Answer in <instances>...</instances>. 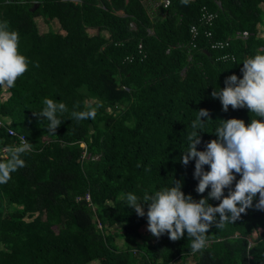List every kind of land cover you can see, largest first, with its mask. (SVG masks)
Returning a JSON list of instances; mask_svg holds the SVG:
<instances>
[{"label": "trees", "instance_id": "trees-1", "mask_svg": "<svg viewBox=\"0 0 264 264\" xmlns=\"http://www.w3.org/2000/svg\"><path fill=\"white\" fill-rule=\"evenodd\" d=\"M143 1L0 0V21L18 31L29 60L15 87L0 88V149L15 145L16 136L32 145L22 155L26 166L0 185V264H264V211L249 208L234 223L211 227L207 246L192 253L187 233L149 243L140 234L147 204L138 217L120 199L174 181L194 201L207 198L210 188L195 191V160L181 162L187 134L200 109L211 121L198 133V151L217 139L219 120L259 119L247 108L224 112L211 93L231 75L242 79L243 60L264 51V0H171L154 12ZM202 7L217 14L206 27L213 39L230 40L222 51L203 37ZM192 25L201 34L196 49L189 46ZM244 31L248 37L237 38ZM225 53L235 60L218 61ZM44 98L68 108L55 135L33 115ZM97 104L95 119L71 118ZM257 230L261 237L250 240Z\"/></svg>", "mask_w": 264, "mask_h": 264}, {"label": "clouds", "instance_id": "clouds-1", "mask_svg": "<svg viewBox=\"0 0 264 264\" xmlns=\"http://www.w3.org/2000/svg\"><path fill=\"white\" fill-rule=\"evenodd\" d=\"M180 2L186 6L189 0ZM19 47L18 31L11 29L7 20L0 21V88L5 90L15 87L18 78L28 71L29 60L21 54ZM242 64V79L236 75L227 77L224 88L214 89L211 96L219 99L224 112L229 106L233 110L247 108L259 119L253 118L247 125L240 119L219 120L215 129L217 139L207 142L205 150L198 151L197 146L201 144L198 133L206 121H211L210 113L200 109L187 134V150L182 154L181 162L187 166L190 160H195L193 178L198 180L195 191L204 194L210 188L207 198L194 201L191 195L186 196L181 191L179 181H174L171 187L145 191L142 198L132 192L120 194V199L134 209L138 217L145 216L143 205L147 204V231L154 237L167 233L169 240L178 241L187 233L192 253L207 246L206 233L211 227L223 228L227 223H234L249 208L264 211V51H257ZM34 66L38 67V64ZM43 105L42 110L33 115L47 120V131L55 135L62 123L59 117L68 112V108L65 103L50 98H44ZM98 107L99 104L83 111L73 110L71 118L78 122L95 119ZM31 150L32 145L23 137L19 144H8L0 149V185L7 184L13 173L26 166L22 155ZM83 157L89 155L84 153ZM204 166L209 170L205 171ZM225 189H228L226 196ZM84 200L91 205L88 194ZM208 200L219 201V204L213 207ZM97 229L101 232L104 229L99 221ZM255 232L254 236L257 235Z\"/></svg>", "mask_w": 264, "mask_h": 264}, {"label": "built area", "instance_id": "built-area-1", "mask_svg": "<svg viewBox=\"0 0 264 264\" xmlns=\"http://www.w3.org/2000/svg\"><path fill=\"white\" fill-rule=\"evenodd\" d=\"M144 4H148L150 9H152V11H156L159 7L163 8V9H167L170 4L168 3V0H144L143 1ZM146 6V5H145ZM217 14L213 13L211 11H209L206 7H202L201 8V16H200V24L199 26L203 28L202 34L203 37L207 40L208 42V47L210 50H215V51H222L225 48H227L229 46L230 40H214L213 39V34L210 30H208L206 27H211L214 23V20L216 19ZM201 34L199 31V27H197L196 25H192L189 29V46L192 49H196L198 47V41L200 38ZM238 37L241 39H246L248 37V32L244 31L242 33L238 34ZM138 50H141V45L138 46ZM127 61H131V57H126ZM218 61H234V56L233 55H229L228 53L219 55L217 57ZM13 131H9V135L10 136H16L15 133ZM18 138V140L16 141V144H19L20 142V138L23 136H16ZM24 138V137H23Z\"/></svg>", "mask_w": 264, "mask_h": 264}, {"label": "rangeland", "instance_id": "rangeland-1", "mask_svg": "<svg viewBox=\"0 0 264 264\" xmlns=\"http://www.w3.org/2000/svg\"><path fill=\"white\" fill-rule=\"evenodd\" d=\"M75 1H78V0H75ZM146 8L148 9V11L150 10V7L149 5L146 3ZM110 232H113L112 230H110ZM258 237H261V232L260 231H257L255 232ZM140 234L143 235L145 237V239L149 242V243H153L155 241V237L149 232L147 231V226L144 227L143 230H140ZM254 239V235L252 234V236L250 237V240H253ZM123 242V239H116V243L120 246ZM191 262V261H190ZM90 264H98L97 262H93V263H90ZM187 264H191V263H187Z\"/></svg>", "mask_w": 264, "mask_h": 264}, {"label": "water", "instance_id": "water-1", "mask_svg": "<svg viewBox=\"0 0 264 264\" xmlns=\"http://www.w3.org/2000/svg\"><path fill=\"white\" fill-rule=\"evenodd\" d=\"M12 1V0H11ZM37 6H35V8H36ZM205 54L208 56V57H210V54L208 53V52H205Z\"/></svg>", "mask_w": 264, "mask_h": 264}, {"label": "crops", "instance_id": "crops-1", "mask_svg": "<svg viewBox=\"0 0 264 264\" xmlns=\"http://www.w3.org/2000/svg\"><path fill=\"white\" fill-rule=\"evenodd\" d=\"M149 14H151L150 12H149ZM239 34V33H238ZM237 38H239V37H237ZM239 39H241V38H239ZM241 40H245V39H241Z\"/></svg>", "mask_w": 264, "mask_h": 264}]
</instances>
